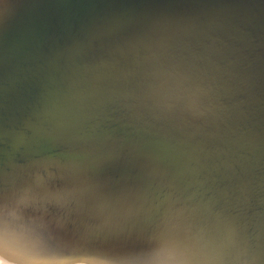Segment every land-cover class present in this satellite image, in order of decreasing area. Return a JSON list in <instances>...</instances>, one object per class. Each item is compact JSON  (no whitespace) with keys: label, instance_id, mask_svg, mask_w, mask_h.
<instances>
[{"label":"bare ground","instance_id":"obj_1","mask_svg":"<svg viewBox=\"0 0 264 264\" xmlns=\"http://www.w3.org/2000/svg\"><path fill=\"white\" fill-rule=\"evenodd\" d=\"M0 256L264 264V0H0Z\"/></svg>","mask_w":264,"mask_h":264},{"label":"clouds","instance_id":"obj_2","mask_svg":"<svg viewBox=\"0 0 264 264\" xmlns=\"http://www.w3.org/2000/svg\"><path fill=\"white\" fill-rule=\"evenodd\" d=\"M0 264H9V261L0 256ZM35 264H109L108 261L95 258H73V259H45L36 261Z\"/></svg>","mask_w":264,"mask_h":264}]
</instances>
